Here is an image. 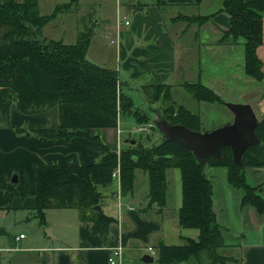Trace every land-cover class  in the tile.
Returning <instances> with one entry per match:
<instances>
[{
  "label": "crops",
  "instance_id": "0c3cea01",
  "mask_svg": "<svg viewBox=\"0 0 264 264\" xmlns=\"http://www.w3.org/2000/svg\"><path fill=\"white\" fill-rule=\"evenodd\" d=\"M210 2L214 6L213 0H202L199 4H193L191 0H167L161 6L155 0H145L142 9L135 11L129 19L131 9L128 5L133 4L116 0L115 5L119 4L124 9L123 12L119 9L122 20L114 18L104 24V35L110 38V44L114 47V60L103 63L98 61L99 57L93 56L95 59H92L88 55L90 42L86 58L96 65L114 70L119 87L126 94L132 87L140 91L143 85L164 84L173 88L180 64L184 72L181 73L183 81L180 86L195 78L221 99L224 93L227 96L238 95L237 98H243V101L234 97L222 100L249 104L259 119L264 112V79L257 81L246 75L243 40L238 39L234 43L223 40V32L229 27L228 16L223 12L216 13L220 4L214 11L204 14ZM209 14L214 15L201 25L191 24L187 20L189 17ZM167 17L174 28L166 26ZM262 23V44L257 47L256 55L264 73V12ZM177 38L183 41L189 39L181 45L187 49V55L180 63L175 42ZM197 39L203 42L197 44ZM215 49H218V54L210 53L211 67L201 65L197 68V75H194L191 65L199 63L204 54ZM216 58L223 59V63H219ZM147 106L158 108L149 104ZM58 115L57 106L31 115L22 114L11 106L8 124L0 125V264H110V257L114 264H125L128 254L139 261L143 255H149L154 261L159 243L179 246L186 238L195 239L198 236V230L178 225L181 175L177 168L166 171L165 207L161 212L157 211L155 204L147 205L148 178L140 169L134 172L133 190L129 194L120 193L119 179H115L114 174L109 187H97V192L102 196L99 204L101 214L112 219L105 240L93 234L91 223L81 222L79 216L78 224L72 228L76 232L72 234L63 225L58 228L52 221L46 220L47 210L41 223L35 211L33 195L37 168L45 165H89L103 154L97 142L91 138H63ZM133 125L132 118H125L116 127L90 129L89 135L96 136L118 154L125 145L124 140L129 139L127 134ZM169 180L175 191V201L171 205L168 204ZM138 187L141 189L138 190ZM247 213L250 222L247 235L242 234L239 241H230L222 233L223 245L217 249L218 253L226 257L222 264H264V217L250 207ZM22 228L31 230L30 236L21 233ZM20 235L23 237L20 238ZM117 248L120 254L116 256L114 251ZM205 259L206 264L209 261L221 264Z\"/></svg>",
  "mask_w": 264,
  "mask_h": 264
},
{
  "label": "trees",
  "instance_id": "16d2710c",
  "mask_svg": "<svg viewBox=\"0 0 264 264\" xmlns=\"http://www.w3.org/2000/svg\"><path fill=\"white\" fill-rule=\"evenodd\" d=\"M201 1L191 0L193 4ZM155 2L161 6L167 0ZM219 4L216 13L224 12L229 22L223 40L234 43L242 39L246 75L257 81L263 80L256 49L262 44L264 0H220ZM128 6L135 12L144 4ZM65 8L64 5L56 6L45 16L39 13L37 0H0V125L8 124L11 106L25 115L43 113L57 106L59 128L63 130L60 135L65 139L91 138L103 152L89 165L37 168L33 195L40 222L43 223L45 210L75 209L80 221L90 222L91 232L105 240L112 219L93 210L102 199L97 187H109L113 173L118 170L120 193L129 194L133 190L134 172L140 169L148 178L147 205L155 204L161 212L165 207L166 171L177 168L181 175L178 225L198 230V236L186 238L179 246L159 243L156 261L158 264L199 262L204 254L212 262L222 264L216 253L223 245V229L214 211L212 182L188 149L172 141L158 139L143 145L135 140V144L125 143L117 154L99 138L89 135L93 128L116 127L119 116L130 117L136 124L151 120L147 110L121 91L114 70L86 58L88 37L80 35L72 44L39 38L41 28ZM213 15L193 16L187 20L201 25ZM182 87L196 101L224 103L214 91L199 82H184ZM171 89L170 85L164 84L143 85L140 94L149 105L159 101L157 107L171 124H182L198 131V115L176 104ZM152 129L156 130L155 127ZM254 130L260 144L245 150L242 169L233 163L229 148L220 150L218 160L207 158L206 166L223 168L229 185L242 193L241 205L249 206L264 217L260 186L248 184L245 177L246 168L255 171L264 168V112Z\"/></svg>",
  "mask_w": 264,
  "mask_h": 264
},
{
  "label": "rangeland",
  "instance_id": "374dc122",
  "mask_svg": "<svg viewBox=\"0 0 264 264\" xmlns=\"http://www.w3.org/2000/svg\"><path fill=\"white\" fill-rule=\"evenodd\" d=\"M131 4L143 3L145 0H126ZM220 0H213L214 6L212 3L204 10V14H208L216 9L219 5ZM116 0H37L38 11L41 15H50L56 6H65V10L57 13L54 18L49 20L40 30L39 38L45 40H55L61 41L66 44L75 43L80 35H85L89 38L90 42V51L88 55L92 59L94 57H99L103 63H110L114 60L112 53L113 45L110 44V38L105 37L104 24L108 21L118 18V21L122 20V14L124 9L115 5ZM115 7L116 16H115ZM121 8V9H120ZM120 9V10H119ZM214 9V10H213ZM134 12L128 14L129 19ZM224 13V12H223ZM168 18V17H167ZM98 22V23H96ZM166 26L169 29L174 28L170 19H166ZM185 26V24H184ZM189 39L184 41L180 38L175 39L176 45L178 46L177 51L179 54V63L187 55V49L183 48L181 45L183 42H188ZM197 44L203 42V40L197 39ZM200 47V46H198ZM203 47H200L202 49ZM218 54V49L210 50L208 53L202 56V59L199 63H193L191 67L194 69L193 74L197 75V68L201 65L210 68L211 66V54ZM216 54V55H217ZM94 56V57H93ZM182 56V57H181ZM181 58V59H180ZM224 59V54H223ZM223 59L216 58L219 63H223ZM218 64V63H217ZM108 65V64H104ZM180 70L176 78V85L171 89L172 99L176 104L183 106L185 109L190 110L192 113L198 115L199 132L211 131L214 128L221 127L225 124H228L232 121V115L228 112V109L225 107L224 103H208L196 101L190 92L185 90L180 86L181 81H183L182 74L184 73L179 64ZM210 69L209 71H211ZM191 79V78H190ZM190 83H196V79L193 78L190 80ZM235 81H237L235 79ZM239 81V79H238ZM128 94L135 99L137 105L140 107H147V103H144L142 96L138 88L132 87L128 90ZM238 96V95H237ZM237 96H227L226 93L222 95V99L227 98L231 99ZM243 101V98H240ZM224 102V101H223ZM225 102H228L226 100ZM230 103V102H229ZM231 103H241V102H231ZM159 101L152 104L153 106H160ZM146 110V109H145ZM125 118H130L126 116H119V123ZM142 124H136L134 122L133 126H139ZM132 126V127H133ZM149 133H153V136H143L142 132L135 133L133 130H129L128 138L133 140H139L143 145H150L155 143L158 140V133L156 130H152ZM146 137V138H144ZM261 170V171H260ZM258 171H255L253 168L245 169V177L248 184H260V195L264 198V168H261ZM203 172L206 177H208L212 182V197L214 200V211L217 215V220L223 229V233L228 236L230 241L235 240L239 241L242 234L247 235V232L250 231V222L248 220V208L246 205H241V191L232 188L226 180L225 170L221 167H209L204 166ZM115 179L119 178V172L115 170L114 172ZM169 195H168V204L171 205L175 201V191L173 184L169 180ZM141 188L138 187V190ZM137 204H135V207ZM78 212L75 209H65L64 211L59 210H47L45 219L52 221L51 223L55 227H63L67 230L68 233H75L76 231L72 230L73 225H77ZM63 225V226H62ZM21 233L26 236H30L31 230L27 228H22ZM219 256L220 261H225V256L221 253H216ZM207 257H201L199 264H206L205 259ZM125 264H144L141 261L131 258L128 254L126 255ZM151 264H157L156 260ZM209 264H212L209 261Z\"/></svg>",
  "mask_w": 264,
  "mask_h": 264
},
{
  "label": "water",
  "instance_id": "95a60500",
  "mask_svg": "<svg viewBox=\"0 0 264 264\" xmlns=\"http://www.w3.org/2000/svg\"><path fill=\"white\" fill-rule=\"evenodd\" d=\"M224 105L231 112L232 121L206 132L195 131L182 124H171L158 108L147 106L146 110L158 133V139L184 146L192 153L198 165L206 166L209 157L218 160L221 157L220 150L229 148L233 163L242 169L245 150L260 144L254 130L258 118L249 104L224 102ZM124 142L135 144L133 139H125ZM93 210L101 213L99 205L94 206ZM141 261L148 264L153 258L143 255Z\"/></svg>",
  "mask_w": 264,
  "mask_h": 264
},
{
  "label": "built area",
  "instance_id": "2783aa9c",
  "mask_svg": "<svg viewBox=\"0 0 264 264\" xmlns=\"http://www.w3.org/2000/svg\"><path fill=\"white\" fill-rule=\"evenodd\" d=\"M125 24H128V22L127 21H125L124 22ZM119 125V117H118V120H117V126ZM154 126H153V124L151 123V122H149V123H146V124H142V125H139V126H133L130 130H133V132H135V133H140V132H142L144 135L143 136H150V134L151 133H149V132H151L153 129ZM117 131L119 132V130L117 129ZM146 137H144V138H146ZM117 152H118V149H117ZM117 172H118V170H116ZM114 174V173H113ZM119 179V178H118ZM20 238L21 237H23V235H20L19 236ZM150 251H151V253L153 254V251L151 250V248H148ZM120 254V251H119V248H117V250H115L114 251V255H119ZM109 263L110 264H114V260H113V258H109Z\"/></svg>",
  "mask_w": 264,
  "mask_h": 264
}]
</instances>
